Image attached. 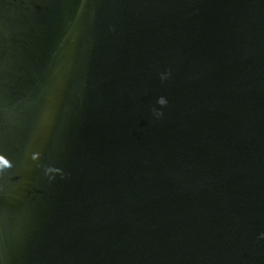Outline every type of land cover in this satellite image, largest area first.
Returning <instances> with one entry per match:
<instances>
[{
    "label": "water",
    "instance_id": "water-1",
    "mask_svg": "<svg viewBox=\"0 0 264 264\" xmlns=\"http://www.w3.org/2000/svg\"><path fill=\"white\" fill-rule=\"evenodd\" d=\"M0 154V264H264V0H0Z\"/></svg>",
    "mask_w": 264,
    "mask_h": 264
},
{
    "label": "clouds",
    "instance_id": "clouds-1",
    "mask_svg": "<svg viewBox=\"0 0 264 264\" xmlns=\"http://www.w3.org/2000/svg\"><path fill=\"white\" fill-rule=\"evenodd\" d=\"M167 78H168V74H162L161 75L162 80H166ZM157 103L161 107H164V106H167L168 101L165 97L161 96L158 98ZM153 112L158 117L163 115V112L158 111L155 108L153 109ZM35 158H36V155L34 154L33 159H35ZM0 164H3V166L5 168H7L9 171L12 170V168H13L11 161L4 154H0ZM51 173H59V174L63 175L61 170L58 168L49 167L48 169H46V174H51Z\"/></svg>",
    "mask_w": 264,
    "mask_h": 264
}]
</instances>
